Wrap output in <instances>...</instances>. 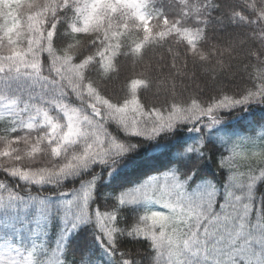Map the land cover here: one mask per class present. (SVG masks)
Segmentation results:
<instances>
[{
	"label": "trees",
	"instance_id": "16d2710c",
	"mask_svg": "<svg viewBox=\"0 0 264 264\" xmlns=\"http://www.w3.org/2000/svg\"><path fill=\"white\" fill-rule=\"evenodd\" d=\"M146 11L0 3V104L50 121L0 116V141L47 134L0 156L28 264H264V0Z\"/></svg>",
	"mask_w": 264,
	"mask_h": 264
},
{
	"label": "rangeland",
	"instance_id": "374dc122",
	"mask_svg": "<svg viewBox=\"0 0 264 264\" xmlns=\"http://www.w3.org/2000/svg\"><path fill=\"white\" fill-rule=\"evenodd\" d=\"M16 0H0V3L2 2L5 6L7 4L12 3ZM20 5H23V7L28 6L30 2L37 1V0H25V3H22V0H20ZM148 3V0H84L83 3V24L85 27H88L93 21L97 20L105 9H114V8H128L132 11H134L135 15L139 17L145 24V29H149V25L151 22V16L146 11V5ZM218 28H223V22L220 20L218 24ZM12 106L11 104H8V110L7 113L11 112L14 113L13 121L15 123L23 124L29 127L34 126L35 120L34 119H24L22 116L19 115L17 110H14L10 108ZM7 109V108H6ZM5 107H2L0 109L1 111H4ZM16 112V113H15ZM48 124V121H46ZM42 125V123H40ZM74 127L73 125L69 129V132L67 134V137H71L74 135ZM47 135V134H46ZM46 135H38L37 139L35 138H23V137H16L14 139L8 140V141H0V156L1 153L10 156L11 151L13 148H17L16 151L17 154L19 152L21 153L22 150H19L20 146H27L28 144H35ZM37 150V148H35ZM39 150V149H38ZM31 261V256L28 252H25L23 249L14 246L10 242H4L0 241V264H22V263H28Z\"/></svg>",
	"mask_w": 264,
	"mask_h": 264
}]
</instances>
